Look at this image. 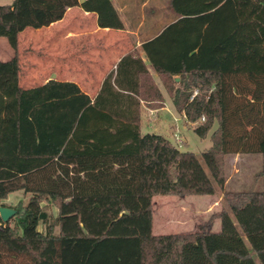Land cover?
<instances>
[{"label":"trees","instance_id":"obj_1","mask_svg":"<svg viewBox=\"0 0 264 264\" xmlns=\"http://www.w3.org/2000/svg\"><path fill=\"white\" fill-rule=\"evenodd\" d=\"M171 6L179 18L142 48L175 110L187 122L204 120L196 134L206 138L218 124L201 157L142 133L141 101L163 97L139 56H125L95 98L75 83L23 89L18 57L0 60V207L24 189L21 177L51 164L59 173L53 190H32L13 206L8 223L0 216V264H264V2ZM74 7L97 14L101 28L124 30L111 0H13L0 5V38L17 50L23 31L49 27ZM241 154L262 156L263 189L225 191V157ZM219 189L229 206L220 231L204 221L194 233L153 234L155 196Z\"/></svg>","mask_w":264,"mask_h":264},{"label":"crops","instance_id":"obj_2","mask_svg":"<svg viewBox=\"0 0 264 264\" xmlns=\"http://www.w3.org/2000/svg\"><path fill=\"white\" fill-rule=\"evenodd\" d=\"M111 1L124 23V30L101 28L97 14L86 12L81 7L69 8L63 20L49 27L28 28L23 31L19 36L17 50L12 49L5 39L3 41L5 51L4 54H0V60L8 61L14 56L18 57L21 66L20 85L23 89L43 86L50 81L67 82L77 84L84 93L95 98L105 79L110 74L116 73L118 64L125 56H139L146 63L150 78L163 97L162 102L141 101L142 131L145 118L148 121L157 120L162 112H169L170 107L174 108L161 76L147 61L142 48L143 44L158 35L164 26L160 28L161 21L157 16L153 15L150 20H145L142 16L143 9L148 6L149 1L140 3L136 0ZM167 7L169 14L175 16L170 22L172 23L179 16L173 12L170 5ZM157 12L158 10L153 11V13ZM127 33L130 34V38H125ZM81 78L84 80L81 81ZM177 79L179 78H175L176 82H179L180 80ZM167 97H170V101H167ZM50 166L52 164L23 177L40 173ZM20 193L21 190L11 193L3 203L11 208Z\"/></svg>","mask_w":264,"mask_h":264},{"label":"rangeland","instance_id":"obj_3","mask_svg":"<svg viewBox=\"0 0 264 264\" xmlns=\"http://www.w3.org/2000/svg\"><path fill=\"white\" fill-rule=\"evenodd\" d=\"M141 1H149L148 6L143 9L144 12L142 16L145 20H150L153 15L157 16L159 21H161L160 28H162L174 19L175 16L169 14V7H167L170 5V8L176 14V11L171 6V0H136L138 3ZM256 1L264 2V0ZM11 3L12 0H0V5H8ZM156 10H158V12L153 13V11ZM126 37L130 38L131 36L127 33L125 34V38ZM139 37H141V34H139ZM3 41H5V39L0 38V54L5 51ZM80 80L83 81L84 79L81 78ZM165 84H167L168 87L172 85L170 81H166ZM170 97H167V101H170ZM203 123H205L203 119L195 124L187 122L185 117H182L173 107H170V111L162 112L160 118L157 120L148 121L145 118L142 125V133L158 134L167 137L172 144L181 151L192 152L201 157L203 152L212 147V136L218 129V124L215 123L208 136L206 138H201L196 134L194 129ZM177 140H181L182 143L179 144ZM261 170V155L241 154L226 156L225 173L228 179L225 191L263 189V181H261L260 177L258 178V174ZM58 178L59 173L56 165L50 166L48 169L29 177L20 178L17 182V186L24 187V189L21 190V193L12 203L13 206L21 204L19 203L20 200L23 201V204H26L31 197L30 192L32 190L50 192L55 187ZM225 191L219 189L218 194L215 196H155L153 199V234L164 235L195 232L199 224L204 221H212V230L215 232L220 231L221 221L219 214L222 210L229 211L228 203L224 198ZM160 202L163 204H159ZM43 205L50 215H57V209L54 205L48 202H44ZM13 206H11V208ZM165 220L168 222H165ZM41 230H44V226L41 227ZM56 233H58V231ZM5 259L8 264H23V259Z\"/></svg>","mask_w":264,"mask_h":264},{"label":"water","instance_id":"obj_4","mask_svg":"<svg viewBox=\"0 0 264 264\" xmlns=\"http://www.w3.org/2000/svg\"><path fill=\"white\" fill-rule=\"evenodd\" d=\"M15 215H16L15 209L8 207H0V216L5 223H8Z\"/></svg>","mask_w":264,"mask_h":264},{"label":"built area","instance_id":"obj_5","mask_svg":"<svg viewBox=\"0 0 264 264\" xmlns=\"http://www.w3.org/2000/svg\"><path fill=\"white\" fill-rule=\"evenodd\" d=\"M197 93H195V95H196ZM177 142L179 143V144H181L182 143V141L181 140H177Z\"/></svg>","mask_w":264,"mask_h":264}]
</instances>
